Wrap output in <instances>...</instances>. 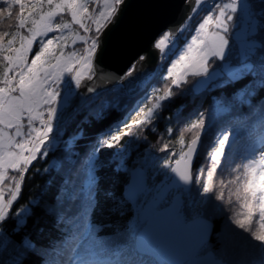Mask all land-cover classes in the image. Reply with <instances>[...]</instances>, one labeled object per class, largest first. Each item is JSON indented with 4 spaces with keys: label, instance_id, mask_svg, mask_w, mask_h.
I'll return each mask as SVG.
<instances>
[{
    "label": "trees",
    "instance_id": "obj_1",
    "mask_svg": "<svg viewBox=\"0 0 264 264\" xmlns=\"http://www.w3.org/2000/svg\"><path fill=\"white\" fill-rule=\"evenodd\" d=\"M248 3L257 19L248 45L256 53L258 64L264 53V6L258 0ZM209 8L205 5L204 10L208 12ZM3 14L0 10V16ZM201 18L194 17L192 24L179 33L180 42L193 34ZM230 36L232 51L226 62L243 74L241 78L221 87L218 77L197 90L200 76H191L173 87V79L166 78L165 62L143 87H123L117 97L119 103L109 108L103 119L97 120L87 110L70 116L53 132L47 156L38 157L25 174L22 195L13 211L20 205H28V211L23 218L10 217L6 233L16 241L31 235L38 245L52 250L54 261L60 264H158L135 250L140 228L134 230V221L141 196L136 203L125 197L129 171L142 166L148 185H152L154 169L165 161L175 162L198 137L197 133H202L194 184L185 195L186 218L204 216L214 222V233L205 252L214 250L229 264H264V245L232 219L236 207L241 209L237 192L247 170L245 154L254 153L264 143V85L253 81L245 87L260 69L244 59L246 53L235 32L231 31ZM212 64V71L223 67L220 62ZM166 89L172 91V96L153 110L148 123L136 129L137 137H122V147L101 146L102 138L107 139L127 121L131 123L129 119H136L142 109L152 108ZM102 99L114 101L116 96L105 94ZM200 120L206 124L199 125ZM229 133L230 145L225 154L219 155L220 143ZM10 173L16 179L22 175ZM171 176L168 170L156 179L165 183ZM22 219L27 223L21 225ZM256 221L258 216L254 228ZM18 227L22 228L20 232L15 231ZM4 239L0 237V257L5 255ZM24 264H37L36 258L28 256Z\"/></svg>",
    "mask_w": 264,
    "mask_h": 264
},
{
    "label": "snow or ice",
    "instance_id": "obj_2",
    "mask_svg": "<svg viewBox=\"0 0 264 264\" xmlns=\"http://www.w3.org/2000/svg\"><path fill=\"white\" fill-rule=\"evenodd\" d=\"M201 3L203 0H185L186 5H194L186 20L194 19ZM258 3L264 6V0H258ZM2 5L0 174L6 180L16 179L9 175L10 172L22 175L18 190H13L15 194L5 195L0 202V237H5L2 245L5 255L0 257V264H24L28 256L35 257L37 264H60L58 260L54 261L52 250L38 245L31 235L16 241L5 231L9 218L20 217L28 206L20 205L13 211L22 195L25 174L38 157L47 156L61 109L75 103L77 112L87 110L101 120L109 108L116 107L125 82L143 73L137 65L149 60L147 54L156 45L158 37L154 26L163 8L153 0H143L140 9L124 16L127 0H2ZM90 5L95 7L90 9ZM238 9V0H229L207 12L190 43L165 69L166 78L173 79V87L186 82L189 75L207 76L213 61L215 65L217 62L223 64L216 73L218 86L242 77V73L226 62L231 25ZM65 15L70 17L68 21L63 19ZM182 30L181 27L178 31ZM167 40L166 49L171 51L174 40L171 32L167 34ZM78 44L83 47L78 48ZM242 48L246 53L244 59L253 68L260 69L245 87L253 81L264 85V53L257 64L252 46L245 44ZM105 94H115L116 99L104 100ZM171 96L172 91L166 89L152 108L142 109L136 119H129L131 123L127 121L107 139L102 138L101 146L122 147V137H137L136 129L148 123L153 110ZM198 124L204 126L206 121L200 120ZM201 135L197 133L198 137ZM229 139L230 133L220 143L219 155L226 153ZM164 150L168 151L167 148ZM187 159L176 160L173 169L186 182L191 179L186 174ZM192 160L194 162V156ZM164 163L169 165L171 162ZM237 195L241 209L232 218L234 223L264 244V157L248 165ZM26 223L21 220V225ZM21 230V227L15 229L16 232Z\"/></svg>",
    "mask_w": 264,
    "mask_h": 264
},
{
    "label": "water",
    "instance_id": "obj_3",
    "mask_svg": "<svg viewBox=\"0 0 264 264\" xmlns=\"http://www.w3.org/2000/svg\"><path fill=\"white\" fill-rule=\"evenodd\" d=\"M153 3L163 8V11L159 12L154 26L156 37L166 30H170L176 35L177 29L185 22L190 7L194 6L186 5L185 0H153ZM142 6L143 0H127L123 15L127 16ZM147 55H149V60L142 65L139 63L137 65L138 70L143 73L125 82L127 90L129 87L135 86L137 79L146 80L147 76L156 69L160 59V49L155 45ZM76 108L77 104H69L61 114L56 128H59L72 116L76 112ZM201 147L202 137L199 136L191 141L179 158H188L186 174L191 179L186 182L178 173L174 172L175 162H173L172 177L163 183L160 189L153 194V197L145 202L139 210L138 220L141 228L135 237V250L138 254L154 258L158 264H229L217 257L214 250H208L199 255L200 250L212 239L214 222L204 216L188 220L183 210L185 193L189 192L194 184L193 171ZM193 156L195 157L194 162ZM129 173L125 197L130 202L136 203L147 190L148 177L145 169L140 165L133 167ZM174 190L176 192L172 195L171 201L161 206Z\"/></svg>",
    "mask_w": 264,
    "mask_h": 264
},
{
    "label": "rangeland",
    "instance_id": "obj_4",
    "mask_svg": "<svg viewBox=\"0 0 264 264\" xmlns=\"http://www.w3.org/2000/svg\"><path fill=\"white\" fill-rule=\"evenodd\" d=\"M228 2H229V0H203V3H201L198 6L199 7V11L195 13L194 17H196L197 15L202 16L201 20L199 21V23H200V22H202V19L207 14V12L204 10L205 5L210 6L209 11H212L216 7L217 4H219V3L223 4V3H228ZM238 2H239V9H238L237 13L235 14V19H234V21L232 22V25H231V29H234V27H237V28H235L234 30H231V31L235 32V36L237 38V41H238L240 47L242 48V45H245V44L248 45L249 44L248 36H249V34H251L255 30L256 25H257V19L252 13V10H251V8L249 6L248 0H238ZM92 7H95V5H90V9ZM239 16H241V17H239ZM63 19L65 21H68L70 19V17L68 15H65L63 17ZM58 22H59V18H58ZM188 24L189 25L192 24V21L185 20V22L179 27V29L182 27L183 30L182 31H177L178 33L176 35H174L172 33L174 40H173L172 45H170V47L172 49L171 51H168L166 49L167 44H168L167 34L169 32H171L170 30H166L165 32H163L157 38L156 46L158 47V45H161V44L164 45V46L163 47H158L160 49L159 63L157 65L156 69H154L153 72L150 73L147 76L146 80L148 79V77L151 74H155L156 72H158V70L161 68V65H163L165 62L167 63V67H170V63H169L170 60H174V59L178 58L179 54L183 52V50L186 47L187 43H190L191 37L193 35H195V31L198 29V24H197L196 28L194 29L193 34L189 38H187L186 41L180 42L179 39H178L179 33L183 32L185 30L186 26H188ZM179 29H177V30H179ZM77 47L78 48H82L83 45H79L78 44ZM231 51H232V49L229 48L228 55L231 53ZM212 65H214V64H212ZM219 70H220L219 68H216V70H214V71L210 70V72H209V74L207 76H203V75L200 76L198 78L199 81L197 82V84L195 86L197 88V90H200L210 80L218 78L216 76V73ZM165 74H166V72H165ZM191 76L192 75H189L187 77V79L189 77H191ZM142 82L143 81H141L140 79H137L135 81V86L139 85V86L143 87L146 83H142ZM123 87L127 90L125 84L123 85ZM134 87H129L128 90H130L131 88H134ZM65 108L61 109L58 112V121H59V119L61 117V114L63 113ZM56 129H58V128H55V130ZM245 156H247V157H246V161L244 163V168L247 169L248 165L250 163H252L254 160H257V159H259L261 157H264V143L260 144L259 148L257 150H255L254 153H251V154L250 153H246ZM169 162L172 163V161H169ZM171 163L169 165H165V163L163 162L159 167L154 169V173H153V177H152L153 184L152 185H148L147 190L145 191V193H143L141 195V200H140L139 204L137 205L136 219L134 221V230L135 231L138 230L139 228H141V225H140L138 217H137V214H138L139 210L143 207L144 203L147 202L148 200H150L153 197V194L156 191H158L160 189V187L163 185V183L162 182H158L156 178L161 172H167L168 170L171 171V166H172ZM9 175L13 177L12 173H9ZM15 176L17 177L18 175H15ZM242 178L244 179V176H242ZM10 179H12V178H8L6 180L5 177L2 174H0V202H3L5 195L12 196V195L15 194L13 190H18L17 185L19 183V179H15L12 182L8 183V180H10ZM9 186H11V187H9ZM175 192H176V190H174L167 197V199L165 201H163L162 205H166L167 203H169L170 200H171L172 195L175 194ZM27 211L28 210L26 209L23 213H21L20 218H23L24 215L27 213ZM195 214H197L196 211H195ZM204 248L200 250L199 255H201L202 253H205Z\"/></svg>",
    "mask_w": 264,
    "mask_h": 264
},
{
    "label": "clouds",
    "instance_id": "obj_5",
    "mask_svg": "<svg viewBox=\"0 0 264 264\" xmlns=\"http://www.w3.org/2000/svg\"><path fill=\"white\" fill-rule=\"evenodd\" d=\"M163 46H164V45H162V44H161V45H158V47H163ZM210 67H211V66H210ZM239 212H240V208H239V206H237L236 209H235V214H237V213H239ZM234 216H235V215H234ZM234 216H233V217H234Z\"/></svg>",
    "mask_w": 264,
    "mask_h": 264
}]
</instances>
